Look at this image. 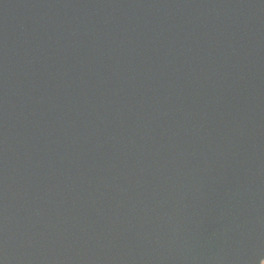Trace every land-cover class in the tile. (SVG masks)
Returning a JSON list of instances; mask_svg holds the SVG:
<instances>
[{
	"label": "water",
	"instance_id": "water-1",
	"mask_svg": "<svg viewBox=\"0 0 264 264\" xmlns=\"http://www.w3.org/2000/svg\"><path fill=\"white\" fill-rule=\"evenodd\" d=\"M0 264H264V0H0Z\"/></svg>",
	"mask_w": 264,
	"mask_h": 264
}]
</instances>
